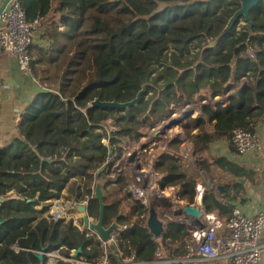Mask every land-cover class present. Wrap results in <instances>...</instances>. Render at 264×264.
<instances>
[{
	"label": "trees",
	"instance_id": "trees-1",
	"mask_svg": "<svg viewBox=\"0 0 264 264\" xmlns=\"http://www.w3.org/2000/svg\"><path fill=\"white\" fill-rule=\"evenodd\" d=\"M20 3L31 22L46 19L40 25L39 40L48 47L33 45L29 50L42 88L37 87L25 107L18 134L0 145V264H47L46 257L40 258L43 251L69 256L81 249L78 258L94 261L99 257L102 242L96 234L81 233L72 223L65 228L63 220L45 214L49 202L78 180L83 188L79 201H87L89 216L99 219L100 203L93 193L95 178L110 152L104 139L120 160L127 149L187 105L238 89L226 107L214 110L210 105L199 118L182 124L184 136L193 142L199 171L210 172L202 153L211 144L228 140L235 128L255 133L256 123L264 118V0L251 10V25L244 16L230 25L242 9L240 0ZM59 18L65 23L62 30ZM241 19L245 25L238 28ZM244 78L253 85L241 88ZM144 87L135 106H91L96 99L131 102ZM108 121L114 123L115 131L106 126ZM194 130L197 133L192 134ZM187 140L179 135L170 142L174 155L161 152L158 145L152 147L153 172L164 174L172 168L175 175L159 180V187L163 191L180 188V201L194 204L198 182L183 149ZM146 159L151 160L148 155ZM214 164L234 182L232 187L225 186L229 193L230 188L234 190L231 201L243 197L244 185L238 179L257 178L256 172L226 158ZM103 187L105 226L114 221L122 226L133 222L120 235V248L127 256L135 254L137 262L151 264L158 247L169 253L165 259L185 252L191 234L186 225L169 222L166 233L156 241L147 227L150 204L130 194L124 173ZM203 204L208 212L230 215L231 209L209 190ZM177 244L170 255V246Z\"/></svg>",
	"mask_w": 264,
	"mask_h": 264
},
{
	"label": "built area",
	"instance_id": "built-area-1",
	"mask_svg": "<svg viewBox=\"0 0 264 264\" xmlns=\"http://www.w3.org/2000/svg\"><path fill=\"white\" fill-rule=\"evenodd\" d=\"M41 22L42 18H38L33 22L28 19L20 0H11L0 16V49L13 55L18 62L21 75L29 79L32 85L39 88H42V86L34 74L33 60L29 50L38 36ZM176 115L177 113L172 118L177 117ZM21 120V116L18 115L15 122L16 127L19 126ZM259 125L264 129V118L259 122ZM106 126L111 131L117 129L112 121L106 122ZM180 135L183 137V134ZM168 138L163 140L165 146L163 152L169 151L171 141ZM103 142L110 149V152L100 175L95 178V183L100 181L104 185L116 181L114 178L110 179L108 171L113 169L115 172L114 169L119 166L120 162L117 160L116 149L110 147L108 140L104 139ZM227 142L240 155L264 153V140L262 137L241 127L232 131ZM131 148L127 149V151ZM151 159L152 163L155 162L154 158ZM154 176H156L155 173ZM155 182L157 181L148 183L146 187L144 184H142L143 187H137L133 184L129 187V192L133 194L134 198L142 199L144 204L149 206L150 191L159 186ZM207 190L208 186L206 184H198L194 202L202 213L203 227L200 228L189 221H184L187 222L191 232L187 240L186 251L175 254L166 261H159L165 264H260L264 257V239L262 236L264 232V211L258 213L255 217H250L236 206L232 210L231 217L226 221H222L214 213L208 212L203 204V198ZM164 192L167 195H172L174 201L179 199L181 195V191L174 188ZM87 204L88 202L85 201V207H87ZM69 208L70 203L66 206L67 210ZM50 214L56 220H67L68 223L74 222V226L81 233L87 235L93 233L90 229L83 226V221L80 220L78 224L74 217L65 216V213L60 211L54 204H51ZM86 216L90 218L89 214H86ZM111 245H114L117 249V255L121 260L119 264H138L135 254L127 256L123 252L120 248V237L116 235H113L112 240L109 242H102L101 254L94 261L80 260L81 258L76 256L75 250L69 256L62 255L58 251L42 252L40 254L47 258V264H60L61 262L70 261L73 264H114L109 251Z\"/></svg>",
	"mask_w": 264,
	"mask_h": 264
},
{
	"label": "crops",
	"instance_id": "crops-1",
	"mask_svg": "<svg viewBox=\"0 0 264 264\" xmlns=\"http://www.w3.org/2000/svg\"><path fill=\"white\" fill-rule=\"evenodd\" d=\"M6 0H0V8L1 6L5 3ZM245 17V16H244ZM246 19V18H245ZM42 23H46V19H42ZM58 27L60 30L63 29L65 23L63 22L62 19L59 18L58 22ZM42 31L41 28L39 27L38 31V36L35 40L34 45H40L43 48L48 47L46 42H41L39 39L41 37ZM0 75H1V81H0V134H1V140H0V145H4L6 139H10L11 136L17 135V129L18 126H15V122L18 118V115L22 117V113L25 110V107L32 101L34 95L37 93V88L36 86L32 85L31 81L25 77H23L20 73L19 70V65L16 60V58L11 55L10 53L4 52L3 50L0 49ZM252 80L249 78H244L242 80L241 88H245L248 86H252ZM208 94H210V90L207 89ZM238 93V89L232 91L230 94L216 98V103L217 105L220 104L222 100H224L226 103L221 105V106H214V110L226 107L236 96ZM209 99L210 95L207 96ZM207 98V99H208ZM205 101V100H204ZM204 101H201V103H204ZM208 106H203L202 110L209 107ZM212 106V105H211ZM191 108V104L187 105L185 110ZM198 114V113H197ZM202 115V111L200 113V116ZM197 115H194L190 119H196L199 117H196ZM264 117V115H263ZM258 136L262 137L264 140V129L259 125V123H256V128H255ZM197 133V130H194L192 134ZM191 144H193L192 140L189 139ZM184 152L185 156H194L193 152V145H185L184 144ZM153 151V150H152ZM161 152L163 150L160 149ZM191 151L190 154H187ZM169 155H174L176 154V151L174 148L169 147L168 152H164ZM187 157V158H188ZM202 157L204 160L210 164V172L207 171H202V173H207V177L204 178V176H201L200 174L197 176V185L202 183L205 184L207 183L208 179H212L213 184H207L208 185V190L210 193L212 192L219 200L224 203V205L228 206L231 211L230 215H225L223 213H220L219 211L211 212L214 213L219 219L222 221H226L231 217L232 210L234 207H239L242 211H244L248 216L250 217H255L258 213L264 211V153H251V154H246V155H240L234 151V148L231 146L227 140H220L217 141L213 144L210 145V148L202 153ZM155 159V157H153ZM221 158H226L227 160H230L231 162H235L238 165H241L247 170L254 171L257 173V178H255L254 181L247 180L246 178H242L244 182H239L244 185V191H243V197L239 198L236 201H231V198L234 195V190L233 188H230L231 191L230 193L226 190L225 186L226 184L232 187L233 185V180H230V177L226 174L222 169H219L215 166L214 162L216 160H219ZM192 162V161H190ZM152 166H154V162L152 163ZM175 175L174 170L171 168L169 169L166 173L164 174H156L154 176V179L159 182V180L167 178L169 176ZM239 180V179H238ZM96 185V184H95ZM223 186L226 190V192H220L217 189V186ZM73 186L71 191H64L63 197H68L69 200L65 203L60 202V200L63 198H56L52 201L49 202V211H51V204H54L58 207L60 211L65 213V216H74L73 213H69L70 210L75 212V214L80 215V220L84 221V217L88 213V204L87 207H85L84 203L85 202H80L79 201V195L83 191V188L78 180H73L71 185ZM213 186V187H211ZM172 188H169L167 190H170ZM176 190H180V188H174ZM95 190V188H94ZM166 190V191H167ZM181 191V195H182ZM180 195V196H181ZM180 199V197H179ZM70 203V208L67 210L66 206L67 204ZM206 208V207H205ZM35 209L37 210H42V207L37 206ZM131 211V209L129 210ZM230 216V217H229ZM50 218V217H47ZM91 218V217H90ZM184 218V217H183ZM55 219V218H54ZM185 219V218H184ZM56 220V219H55ZM79 220V221H80ZM95 220V219H93ZM65 223V228L68 227V222L67 220H63ZM77 222V220H76ZM179 222V221H176ZM79 224V222H77ZM181 224L187 225V222H179ZM169 224V223H168ZM166 225V230L167 226ZM74 226V225H73ZM133 226V222H129L128 225L124 226V230H128ZM188 226V225H187ZM189 228V226H188ZM36 229V228H35ZM165 230V233H166ZM190 231V229H188ZM121 231V233L123 232ZM164 233V234H165ZM119 236V235H118ZM263 239H264V232H263ZM120 237V236H119ZM154 237V236H153ZM163 237V236H162ZM161 237V238H162ZM98 238V236H97ZM161 238H155L156 241L159 242ZM99 239V238H98ZM188 240V238H187ZM187 240H186V249H187ZM121 241V237H120ZM114 247V248H113ZM179 247V244L175 246H170V255L174 254L175 250H177ZM110 251V256L111 260L114 264H119L121 263V260L119 259L117 255V249L114 245H111L109 247ZM186 251V250H185ZM168 252L163 250V248L158 247V253L156 256V259L154 262L151 264H165L163 262H160L159 260H168L170 258H166ZM164 258V259H163ZM84 259V258H83ZM137 261V260H136ZM73 263V262H72ZM138 264H145L142 262H137ZM260 264H264V257L262 259V262Z\"/></svg>",
	"mask_w": 264,
	"mask_h": 264
},
{
	"label": "water",
	"instance_id": "water-1",
	"mask_svg": "<svg viewBox=\"0 0 264 264\" xmlns=\"http://www.w3.org/2000/svg\"><path fill=\"white\" fill-rule=\"evenodd\" d=\"M242 1L244 2V5L242 6V9L238 11V13L231 19L230 25H233L234 22L240 16H245V18L248 21H250V25H251L250 12L252 9L257 7L262 0H242ZM10 2L11 0H6L5 3L1 6L0 16L2 15V13L7 8ZM234 18H235V21H233ZM0 81H1V75H0ZM145 91H146V88L144 87L138 93L137 97L131 102H127V103H119L117 101L102 102L96 99L91 104V106L92 107H102V108L126 109V108L137 105L140 102L141 97L145 93ZM225 103L226 102L222 100L220 104H218L217 106H221ZM197 113H198V110L194 107L186 109L185 112L179 118L171 119L170 121H168V123L164 127L157 130L156 134L153 137L155 138L156 141H163L169 136L172 130L178 128L179 126H182L183 122L187 121L188 119H190ZM148 147L149 146L146 145V146H143L142 149L146 150ZM114 170L115 172H117L118 167H116ZM139 170H144V169L142 167H139ZM143 181H144V186L146 187L149 183L146 172L143 173ZM238 181L244 182L243 179H239ZM217 189L220 192H226L225 188L221 185L217 186ZM94 197L100 203V217L96 221V220L90 219L88 216H85L84 221H83V226L85 228L90 229L94 234H96L101 242H109L110 240H112L113 235H116V236L121 235V231L124 230V226L118 224L116 221H114L109 226H105L104 224L105 207H106V203L104 202L105 192H104L103 184L100 181H97L95 185ZM156 205L160 208H172V207H175L176 202L174 201V198L172 195L165 194V192L160 187L154 188L150 191V208H149V215H148V220H147V227L150 233L155 238H161L165 233L166 224L159 218V215L156 212V209L154 207ZM174 214L177 216L178 215L183 216L185 218V221H189L195 226H198L200 228L203 227L202 213L199 210V208L196 206V204L192 205L190 203H182L181 205H179L177 208L174 209ZM80 252H81V249L77 250L76 256ZM40 258L43 259L44 255L40 254ZM73 258H76V257H73Z\"/></svg>",
	"mask_w": 264,
	"mask_h": 264
},
{
	"label": "rangeland",
	"instance_id": "rangeland-1",
	"mask_svg": "<svg viewBox=\"0 0 264 264\" xmlns=\"http://www.w3.org/2000/svg\"><path fill=\"white\" fill-rule=\"evenodd\" d=\"M241 3H242V6H243L244 2L242 0H241ZM233 21H235V18L233 19ZM233 21H232V23H233ZM244 25H245L244 19H241L239 21L238 28H240L241 26H244ZM204 105L205 106H208V105L216 106L217 105L216 99L215 100H211V99L208 98V99H206L204 101V103H201L200 101H198L197 103L191 104V107H194V108H196L198 110V114H196L197 115L196 117L200 116V113L202 111V107ZM184 112H185L184 109L182 111L178 112L177 115H176L177 117H175V118H179ZM171 119H173V118H171ZM171 119L162 122L157 127L156 130H153L151 132L149 137L142 139L139 143L135 144L130 150H128L127 153L125 154V156L121 160H119L120 164H119V166L117 165L118 166V171L114 172L113 169H112V173L110 175V179L111 178L117 179V177L120 174L124 173L127 176L128 181L130 182L129 187L132 186L133 184H135L137 187H143V185H142V184H144V182H143V173L146 172L147 175H148L149 183H153L155 181V179H154V172H153V166H152V161H151L152 159L151 160L149 159L150 161L147 160L146 159V155H148L149 158H153V151H152L153 149H152V147H154L155 145H158L159 149L163 150V148L165 146H164V141H153V143H149L148 141L152 140V138L156 134L157 130H159L162 127H164L168 123V121H170ZM174 130H172L170 132L169 136H168L169 137L168 140L170 139V141L175 140L180 134H183L182 126H179L178 128H176ZM183 137H184V139H188L186 141L185 145H193L189 141V138H188V136L186 134H185V136L183 134ZM146 145H148L149 147L145 151V150L142 149V147L146 146ZM190 153H191V151L189 153H187V154H190ZM130 154H132V155L137 154L136 161H131L129 159V155ZM188 158L192 161V164H193V167H194V169L196 171L197 176L200 174L201 176H204V178H206L208 174L207 173H202V171H199V169L197 167V163L193 160V157L189 156ZM139 167H142L144 170L140 171ZM155 183L157 184V182H155ZM208 183L209 184H213V181H212L211 178L208 179L207 183H205V184L207 185ZM157 187H159V186H157ZM72 188H73V186H69L66 189V191H71ZM131 195L133 196V194H131ZM63 196H64V194L62 193L59 198H62ZM175 202H176V205H175V207H172V208H160L157 205L154 206L155 209H156V212L159 215V218L166 225L169 222H171V221H179V222H184L185 221L183 216H180V215L177 216V215L174 214V209L177 208L182 203H186V202H184L182 200L180 201V199H176ZM69 213H73V215H74L73 217L75 218V220H77V222H79V220L81 218L79 214H75V212H73L71 210H70ZM45 216L54 219V217L51 216L50 211H48L45 214ZM70 216H72V215H70ZM71 223L74 225V222H71ZM186 227H187V229H189L187 225H186ZM62 255H64V254H62ZM65 256H67V255H65ZM80 260H84V259L81 258ZM60 264H73V263L70 261V262H61Z\"/></svg>",
	"mask_w": 264,
	"mask_h": 264
},
{
	"label": "bare ground",
	"instance_id": "bare-ground-1",
	"mask_svg": "<svg viewBox=\"0 0 264 264\" xmlns=\"http://www.w3.org/2000/svg\"><path fill=\"white\" fill-rule=\"evenodd\" d=\"M175 131V130H174ZM153 141H156L155 140V138L153 137L152 138V140H150V141H148L149 143H153ZM136 158H137V154H135V155H129V159L131 160V161H136ZM140 171H142V170H140ZM69 200V198L68 197H63L61 200H60V202H62V203H65V202H67Z\"/></svg>",
	"mask_w": 264,
	"mask_h": 264
}]
</instances>
